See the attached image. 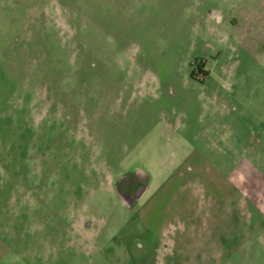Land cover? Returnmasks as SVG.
<instances>
[{
	"label": "rangeland",
	"instance_id": "1",
	"mask_svg": "<svg viewBox=\"0 0 264 264\" xmlns=\"http://www.w3.org/2000/svg\"><path fill=\"white\" fill-rule=\"evenodd\" d=\"M0 264H264V0H0Z\"/></svg>",
	"mask_w": 264,
	"mask_h": 264
},
{
	"label": "flooded vegetation",
	"instance_id": "2",
	"mask_svg": "<svg viewBox=\"0 0 264 264\" xmlns=\"http://www.w3.org/2000/svg\"><path fill=\"white\" fill-rule=\"evenodd\" d=\"M190 163L187 160V162L182 163V166L190 169L191 167H193L192 165H189ZM201 169L202 168L200 167L199 171H202ZM138 172L139 171H136L134 173L130 172V173H125V175H122L116 186V188L120 190V196H118V198L121 200V202L126 206L128 210L139 208L138 209L139 211L136 214L141 215L142 217L141 220H143L144 224L148 225L147 228L150 231V233L153 234V233L161 232V230L165 229L164 226H167L168 223L164 224L162 218L158 217V215H161V213L155 212L154 210L155 207H153L154 212L143 211L144 209L143 206H141L142 205L141 202H143V200L146 199V194L150 186V181H149L150 177L146 174L140 172L138 173ZM152 200H153L152 197L148 198V200L145 201V204H147L149 201L153 203ZM162 215L166 221H169V211L164 212ZM150 224H152L151 227ZM166 228H169V225ZM160 234L157 233L158 236H160ZM141 240L144 241V239L142 238ZM143 247L144 245H141L140 248Z\"/></svg>",
	"mask_w": 264,
	"mask_h": 264
},
{
	"label": "trees",
	"instance_id": "3",
	"mask_svg": "<svg viewBox=\"0 0 264 264\" xmlns=\"http://www.w3.org/2000/svg\"><path fill=\"white\" fill-rule=\"evenodd\" d=\"M194 73H195V71L192 72V77H195V76H194ZM204 76H208V72L205 71V72H204Z\"/></svg>",
	"mask_w": 264,
	"mask_h": 264
},
{
	"label": "water",
	"instance_id": "4",
	"mask_svg": "<svg viewBox=\"0 0 264 264\" xmlns=\"http://www.w3.org/2000/svg\"><path fill=\"white\" fill-rule=\"evenodd\" d=\"M117 194H118V196H120V190L119 189H117Z\"/></svg>",
	"mask_w": 264,
	"mask_h": 264
}]
</instances>
